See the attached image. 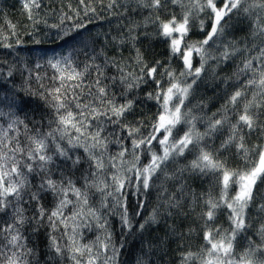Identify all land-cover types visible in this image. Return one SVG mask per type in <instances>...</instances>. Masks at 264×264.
Listing matches in <instances>:
<instances>
[{
	"label": "trees",
	"instance_id": "1",
	"mask_svg": "<svg viewBox=\"0 0 264 264\" xmlns=\"http://www.w3.org/2000/svg\"><path fill=\"white\" fill-rule=\"evenodd\" d=\"M26 2L28 8L24 0H0V128H7L15 119L23 121L17 125L18 133H9L18 136L21 143L30 136L46 137L55 132L54 137L46 139L53 159L46 172L39 173L37 169L28 174L30 187L18 205L13 201V207L0 211V264H7L13 256L18 258L17 264H77V260L86 264L91 256L99 264H203L213 259L207 255L210 245L205 234L211 231L219 239L230 235L234 227L232 209L227 205L238 185L230 183L225 192L223 171H249L257 165L259 152L264 149V107L250 109L256 121L254 129L240 125L234 133L231 127L237 124L244 102L259 92L255 86H247V81L258 79V71L264 68V56L260 54L264 33L258 29V24L264 25V11L245 13L242 9L247 5H242L224 17L223 31L203 45L200 53L193 51L189 74L182 54L171 50L174 36L165 37L161 25L173 17L182 22L188 14L189 30L181 48L184 44L201 47L200 42L211 31L213 17L208 8L199 11L192 7L193 0H161L158 8L151 6V0ZM215 3L221 7L223 0ZM52 55L66 59L63 72L53 66ZM249 59L257 71L241 72ZM202 63L196 77L195 69ZM153 67L155 73L147 75ZM73 71L82 75L62 81L61 77ZM62 83V92L67 89L68 107L78 120H84L78 114L85 104L106 113L88 115L86 127L81 129L85 135L79 142L75 141L79 134L74 128H68L64 139L55 131L58 113L49 93ZM172 84H177L178 89L189 84L192 87L181 106V113L187 115L172 129L168 143L179 140L186 132H191L193 143L182 154L172 152L151 173L145 189L141 173L152 164L153 153L163 155L165 146L159 140L166 133L154 132L153 126L164 112L163 94ZM100 88L106 95L101 96ZM178 89L174 90L176 95L169 108L178 102ZM237 90L244 96L233 107L228 101ZM109 100L116 106L131 102V108L116 117L109 110ZM224 117L225 122L215 130L210 127L211 122ZM98 131L104 145L85 151L92 143L91 135ZM150 135L156 136L150 144L133 146L134 140ZM233 135L235 138L229 140ZM69 138L76 146L68 143ZM241 143L243 149L239 147ZM57 144L68 150L71 159L56 154ZM201 152L210 153L213 161L223 167L194 169L192 162ZM90 153L102 161V168L96 167ZM76 159L80 162L73 165ZM42 177L51 178L58 188H68L67 196L45 188L39 191V201L31 199L30 193L38 191ZM68 181L87 194V203L75 195ZM252 196L244 210L247 226L232 241L233 264H260L264 260L260 252L250 251L264 248L260 234L264 225V178L257 180ZM65 199L70 203L50 222L49 215ZM209 201L218 207L212 209ZM17 206L23 209L22 239L18 243L24 247L9 244L10 236L4 231L14 223ZM210 210L214 213L212 219L207 216ZM125 213L131 228L122 220ZM53 238L60 253L52 246ZM83 246L91 251L72 250Z\"/></svg>",
	"mask_w": 264,
	"mask_h": 264
},
{
	"label": "snow or ice",
	"instance_id": "2",
	"mask_svg": "<svg viewBox=\"0 0 264 264\" xmlns=\"http://www.w3.org/2000/svg\"><path fill=\"white\" fill-rule=\"evenodd\" d=\"M34 2V0H33ZM173 3L179 2V0H172ZM242 5H247L243 7V11L245 13H249L252 10L260 9L264 11V0H252V3H248L247 0H223V4L221 7H217L215 0H205L204 3H201V0H193L192 7L196 8L199 11H203L205 8L211 10V16L213 17L211 24V31L208 33L207 38L200 42L201 47H197L196 44H184L183 49L181 48V44L184 36H186L188 32V14H185L182 22H177L175 17H173L167 23H162V34L165 37H173V33H178L179 38L173 37L171 39V50L173 54L181 53L184 65L188 68L189 74L192 70V52L196 51L200 53L202 51V46L208 44V41L211 40L218 32L223 31V25L221 21L224 17L228 16L229 13H232L233 10H240ZM151 6L158 8L161 6V0H151ZM28 4H25V8H28ZM201 26H203V21H201ZM258 29L260 33H264V25L258 24ZM261 56H264V49L260 50ZM227 56V53L224 54ZM203 59V58H202ZM53 65L54 67L58 66ZM203 68V63L201 67L195 69V76L199 77L200 72ZM253 71L257 70L253 69L252 60H246L244 62L243 68L240 69L243 71ZM143 71V70H142ZM156 69L153 67L148 69L147 75L151 76L155 73ZM184 73H181L183 75ZM82 74L77 73L75 71L69 73L67 77H61L62 81L64 79L74 80L78 79ZM99 81H97V84ZM195 83V80L193 81ZM131 86V85H130ZM247 86H255L259 89V92L253 93V97L251 100H246L243 104L242 111L238 115L237 124L231 125L233 132L235 133L238 130V126L243 125L246 126L249 130H252L256 127V121L254 115L250 112L252 107H264V68L258 71V79H250L247 81ZM64 87L63 83L60 88L53 89L49 95L52 97V101L54 102V107L58 113V122L57 129L55 131L60 132V138L64 139L67 134L68 128H74L76 133L79 135L75 138L76 142H79L81 137L85 134L81 131L82 128L86 127L84 124V120H87L88 115H106L104 112H99L96 108L92 107L90 104L83 105V111H81L78 115L83 117L84 120H78L71 109L68 107L67 101V89L62 92V88ZM76 87H79L77 85ZM192 87L189 84L187 87L179 88L177 84H172L163 94V108L164 112L159 115L157 123L153 126L154 132H158L163 130L166 135H164L163 139L159 140V144L165 146L163 149V155H157L153 153L152 155V164L143 170V187L147 189L149 187V179L151 173H153L156 169L160 167L165 161H167L172 154V152H176L177 154H182L184 149L188 147L189 144L193 143V136L191 132H186L182 138L179 140L173 141V143L169 144V137L171 136L172 129L181 122L182 117L187 114L181 113V106L183 105L184 98L187 96L189 89ZM180 93V96H177V103L172 105V108H169V104L173 100V96L176 95L174 90H177ZM99 92L101 96L106 95L105 89L100 88ZM244 96V92L241 90H237L231 97L229 98L228 103L233 107L237 105L240 101V98ZM257 96L261 99L258 101ZM110 105V111L116 117H120L124 114V112L130 110L131 102H128L126 105L116 106L110 100L107 102ZM78 108L81 107L79 104L76 105ZM64 110L61 112V110ZM226 117L222 119H216L211 122L210 127L215 130L218 125H221L225 122ZM23 121H19L18 119L12 120L7 128H0V211H4L8 207H13V201L18 203L23 200L25 194H27V189L30 187V182L28 180V174H31L37 169H39V173L46 172L47 165L52 162V156L48 154V144L46 143L47 136L54 137L55 132H50L46 137H38V136H30L26 138V143H21L20 139L16 135H9L10 132H19L18 124H22ZM79 125V126H78ZM27 126L25 125V128ZM133 131H138L134 129ZM235 138V135L229 138L232 140ZM90 139L92 143L90 146L85 147V151H89L90 148H96L98 146L104 145L103 138L100 137L99 131L95 134L91 135ZM153 139H156V136L150 135L147 139H141L140 141H133V146L138 148L140 145L148 143L150 144ZM198 142L200 139L199 134L195 137ZM242 140L243 137H240ZM68 143L70 145L76 146L72 138H69ZM241 149H243L244 145L241 143L239 145ZM55 152L57 155L62 156L65 160L71 159L68 155V150L63 146L57 144L55 146ZM90 155H92L90 153ZM121 156L124 155L123 152L120 153ZM92 158L96 160V167L102 168L103 163L100 159L96 158L92 155ZM138 159V157H137ZM79 159L73 160V165L78 164ZM192 167L199 168L202 171L205 168L209 169H218L222 168L223 165L214 162L212 156L208 152H201V155L196 161L192 162ZM38 173V174H39ZM235 177V179H233ZM264 178V150L259 152V163L250 169L247 172H232L230 173L227 170L223 171L222 183L224 190L226 192L230 183H235L238 185V191L235 196H233L232 202L228 203V207L232 209V215L230 219L234 225L231 230V234L224 236L221 235L219 239H216L212 232L209 231L205 234V240L207 244L210 245V248L207 249V255L209 257H214L215 259H209L203 261V264H233L230 259L233 250L232 241L235 239L237 232L244 229L247 225L245 223L244 210L251 202L253 196L252 191L258 179ZM117 179L116 177L113 178ZM68 185L71 190L75 193L78 198H83V202L87 203V194L81 192L80 189H76L72 187L71 181H68ZM122 186V185H121ZM45 188L52 190L58 194H63L65 197L67 196L68 188L57 186L56 182H54L49 177H42L41 183L39 185L38 191L31 192V199L39 201V191L45 190ZM12 197L13 199H9ZM223 198V197H222ZM70 203L68 200H61L59 206L55 211H52L49 215V221L51 222L53 218L58 217L61 214V209ZM211 208L214 209L218 207L216 203L209 201ZM264 209V206H262ZM23 209L20 207H14L15 220L12 225H9L4 231L8 233L10 239H8V243L13 246L24 247V245L19 244L18 242L22 239L20 235V226L24 223V218L22 215ZM39 213L41 217L44 215V209L41 207L39 209ZM214 213L213 211H208L207 216L209 219H212ZM151 219H155L153 216ZM122 220L125 224L131 228V224L127 219L126 213L122 216ZM147 223V221L145 222ZM140 229L144 228V224H141ZM217 234H219V230H216ZM260 234L264 237V225L260 228ZM75 244V241H73ZM52 246L55 248L57 253L61 252V248L56 244L55 239L53 238ZM107 247V246H106ZM74 252H90L91 249L88 246L76 247L72 249ZM250 251L255 254L256 252H260L262 256H264V248H252ZM192 254L189 253V256ZM75 259V257H73ZM18 258L15 256L9 257L7 264H17ZM77 264L79 261L77 260ZM88 264H94L93 260H89ZM247 264H252L251 261H248ZM260 264H264V260L260 261Z\"/></svg>",
	"mask_w": 264,
	"mask_h": 264
},
{
	"label": "rangeland",
	"instance_id": "3",
	"mask_svg": "<svg viewBox=\"0 0 264 264\" xmlns=\"http://www.w3.org/2000/svg\"><path fill=\"white\" fill-rule=\"evenodd\" d=\"M25 4H28L26 2V0H24ZM175 34H178V33H174L173 36L175 38H179V34L178 35H175ZM51 61L53 62L54 65H57V62L58 63V66H56L58 68V70H60L61 72L64 71V69L66 68V59L64 58V56L62 55H52L51 57ZM93 260L94 261V264H99L98 260L96 258H94L93 256H91L90 258H88L87 260V263L89 262V260ZM215 258H213L212 260H214Z\"/></svg>",
	"mask_w": 264,
	"mask_h": 264
},
{
	"label": "water",
	"instance_id": "4",
	"mask_svg": "<svg viewBox=\"0 0 264 264\" xmlns=\"http://www.w3.org/2000/svg\"><path fill=\"white\" fill-rule=\"evenodd\" d=\"M193 56H194V53L192 52L191 62H192V58H193ZM263 150H264V149H263ZM258 163H259V161H258ZM258 163H257V164H258Z\"/></svg>",
	"mask_w": 264,
	"mask_h": 264
}]
</instances>
